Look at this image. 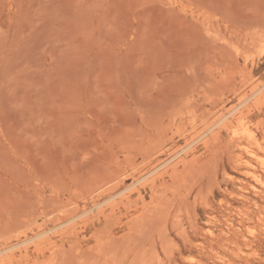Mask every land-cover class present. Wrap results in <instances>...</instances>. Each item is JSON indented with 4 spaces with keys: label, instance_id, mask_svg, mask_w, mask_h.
Instances as JSON below:
<instances>
[{
    "label": "rangeland",
    "instance_id": "obj_1",
    "mask_svg": "<svg viewBox=\"0 0 264 264\" xmlns=\"http://www.w3.org/2000/svg\"><path fill=\"white\" fill-rule=\"evenodd\" d=\"M262 83L264 0H0V264H264Z\"/></svg>",
    "mask_w": 264,
    "mask_h": 264
},
{
    "label": "bare ground",
    "instance_id": "obj_2",
    "mask_svg": "<svg viewBox=\"0 0 264 264\" xmlns=\"http://www.w3.org/2000/svg\"><path fill=\"white\" fill-rule=\"evenodd\" d=\"M243 82H245V81H243ZM244 84H245V83H244ZM253 84H254V83H253ZM263 84H264V83H262V85H263ZM245 86H246V85H245ZM255 86H256V85H255ZM263 86H264V85H263ZM252 87L255 88L254 85H252ZM239 88H242V87H239ZM253 88H252V91L255 90L254 94H255L256 92H257V93L260 92V91H258V89H259L258 87H257L258 89L255 88L254 90H253ZM263 88H264V87H263ZM256 90H257V91H256ZM260 90H261V89H260ZM237 92H238V91H237ZM231 93H232V92H231ZM261 93H263V92L261 91L260 94H261ZM242 94H243V93H242ZM263 94H264V93H263ZM263 94H261V95H263ZM240 95H241V94H240ZM250 95H251V94H250ZM248 97H249V96H248ZM252 97H253V96H252ZM245 98H246V97H245ZM245 98H244V99H245ZM255 98H256V97H255ZM244 99H243L242 102H240L239 106H243V105L246 103V100H247V99H246L245 101H244ZM258 99H259V98H258ZM263 99H264V98H263ZM253 100H254V99H253ZM259 100H262V99L260 98ZM248 101H249V100H248ZM254 101L256 102L257 99L254 100ZM263 101H264V100H263ZM238 103H239V102H238ZM260 103H262V101H259V104H260ZM256 104H258V103L256 102ZM263 104H264V103H263ZM235 105H236V104H235ZM232 107H233V106H232ZM234 107H235V106H234ZM236 107H237V105H236ZM244 107H245V106H244ZM256 107H257V106H256ZM262 107H263V106H262ZM262 107H261V108H262ZM261 108H260V109H261ZM257 109H258V108H257ZM236 110H237V108H234L233 110H230V111L227 110V111H229L228 114L231 115V114H232L234 111H236ZM227 111H226V112H227ZM240 111H241V110H240ZM249 111H250V110H249ZM258 111H259V110H258ZM237 112H238V111H237ZM251 112H252V111H251ZM180 113H181V112H180ZM192 113H193V112H192ZM243 113H244V112H243ZM246 114H247V113H245V115H246ZM191 115H192V114H191ZM248 115H249V114H248ZM248 115H246V116H248ZM193 116H195V115L193 114ZM195 117H196V116H195ZM200 117H201V116H200ZM220 117H222V116H220ZM238 117H239V116H238ZM243 117H244V116H243ZM182 118H183V116H182ZM182 118H181V119H182ZM232 118H234V116H233ZM196 119L198 120L199 118L197 117ZM206 119H207V118H206ZM208 119H209V118H208ZM215 119H216V118H214V120H215ZM217 119H218V118H217ZM219 119H220L222 122H224V123H225L226 120H228V119H227V115L223 116L222 119H221V118H219ZM240 120H241V119H240ZM240 120H239V121H240ZM248 120H249V119H248ZM248 120H247V121H248ZM231 121H232V120H231ZM236 121H237V120H236ZM242 121H244V120H242ZM203 122H204V121H203ZM226 122H228V121H226ZM216 123H217V121H216ZM240 123H241V122L237 123L238 126H239ZM246 123H247V122H246ZM256 123H257V122H256ZM258 123H259V121H258ZM173 124H174V123H173ZM183 124H184V123H183ZM189 124H190V123H189ZM202 124H203V123H202ZM220 124H221V123H220ZM225 124H226V123H225ZM241 124H242V123H241ZM243 124H244V122H243ZM243 124H242V125H243ZM174 125H175V124H174ZM174 125H173V126H174ZM195 125H197V124H195ZM195 125H194V126H195ZM209 125H211V123H209ZM209 125H208V126H209ZM218 125H219V124H218ZM221 125L223 126V124H221ZM232 125H233V124H232ZM247 126H248V125H247ZM201 127H202V126H201ZM220 127H221V126H220ZM241 127H242V126H241ZM241 127H240V128H241ZM205 128H206V127H205ZM205 128L203 129L204 131H206ZM222 128H224V127H222ZM236 128L239 129V127H236ZM207 129H208V127H207ZM233 129H235V127H234ZM203 130L200 129L199 131L202 133ZM235 130H236V129H235ZM241 130H242V128H241ZM219 131H221V130H218V134H220ZM232 131H233V130H232ZM173 133H174V132H173ZM197 133H199V132H197ZM174 134H175V133H174ZM199 135H200V133H199ZM199 135H197V137H198ZM204 135H205V134H204ZM211 135H212V134H211ZM213 135H214V133H213ZM213 135H212V136H213ZM216 135H217V134H216ZM234 135H235V137H238V135H239V134H238V130L234 131ZM247 135H248L249 137H252L250 133H247ZM255 135H256V134H255ZM212 136H211V137H212ZM235 137H234V138H235ZM195 138H196V137H195ZM232 139H233V138H232ZM213 140H214V139H213ZM213 140H212V141H213ZM257 140H258V139H257ZM187 143H188V142H187ZM207 144H208V143H207ZM258 144H259V143H258ZM259 145L261 146V144H259ZM194 147H196V146H194ZM207 148H208V146H207ZM180 149H181V148H180ZM181 153H182V152H181ZM249 153H250L251 156H253V157H255V158H258L259 155H260V153H261V151H255V149L252 148L251 150H249ZM212 154H213V153H212ZM177 155H178V154H177ZM177 155H176V156H177ZM175 158H176V157H175ZM193 159H194V157H193ZM174 160H175V159H174ZM174 160H173V161H174ZM244 161H245V160H244ZM179 164H181V163H179ZM200 164H201V163H199V165H200ZM164 165H165V163H164ZM185 165H186V164H185ZM173 166H174V165H173ZM191 166H192V165H191ZM138 168H139V167H138ZM138 168H137V169H138ZM166 170H167V169H166ZM145 171H146V170H145ZM158 171H159V170H158ZM180 171H181V170H180ZM134 172H135V171H134ZM171 172H172V171H171ZM247 172H248V171H247ZM151 173H152V172H151ZM153 173H154V171H153ZM185 173H186V172H185ZM195 173H196V172H195ZM118 174H120V173H118ZM142 174H143V173H142ZM142 174H141V175H142ZM200 174H201V173H200ZM258 174H260V173H258ZM149 175H151V174H149ZM149 175H148V176H149ZM152 175H153V174H152ZM152 175H151V176H152ZM157 175H158V174H157ZM112 176H113V175H112ZM184 176H185V175H184ZM155 177H156V176H155ZM155 177H154V178H155ZM253 177H254V179H255V181H256L257 183H259L260 185H262V186L264 187V182H263V180L260 178L261 176L259 177V176H257V175L255 174V175H253ZM198 178H199V176H198ZM170 179H171V178H170ZM175 179H176V178H175ZM135 180H136V179H135ZM141 181H142V180H141ZM174 181H175V180H174ZM120 182H121V181H120ZM143 182H144V181H143ZM134 183H135V182H134ZM136 183H138V182H136ZM155 183H156V182H155ZM197 183H198V182H197ZM160 184H161V183H160ZM176 184H178V183H176ZM144 185H145V184H144ZM139 186H140V185H139ZM183 186H184V184H183ZM128 187H129V186H128ZM238 187H240V186H238ZM251 187H252V186H251ZM211 188H212V187H211ZM129 189H130V188H129ZM253 189H254V188H253ZM100 190H101V188H100ZM243 190H244V189H243ZM130 191H131V190H130ZM154 191H155V190H154ZM106 192H107V190H106ZM248 192H249V190H248ZM99 195H100V194H99ZM111 197H112V198H115V197H113V196H111ZM123 197H125V196H123ZM137 197H138V196H137ZM82 198H83V197H82ZM110 200H111V199H110ZM110 200H109L108 202H111ZM86 201H87V200H86ZM150 201H151V200H150ZM129 202H130V199H129ZM254 202H255V201H254ZM116 204H117V203H116ZM124 204H125V203H124ZM134 204H136V203H134ZM142 204H143V203H142ZM154 204H155V203H154ZM200 204H201V203H200ZM256 204H257V203H256ZM230 205H231V204H230ZM257 205H258V204H257ZM257 205H256V207H257ZM111 206H112V204H111ZM142 206H143V205H142ZM99 207H100V206H99ZM128 208H129V207H128ZM134 208H135V207H134ZM124 209H125V208H124ZM168 209H169V208H168ZM125 210H126V209H125ZM129 210H130V209H129ZM159 210H160V209H159ZM239 210H241V208H240ZM145 211H146V210H145ZM147 211H148V210H147ZM85 212H86V211H85ZM85 212H83V213H85ZM140 212H142V211L140 210ZM140 212H139V215H141ZM156 212H157V211H156ZM166 212H167V211H166ZM234 212H235V211H234ZM142 213H143V212H142ZM154 213H155V212H154ZM99 214H100V213H99ZM120 214H121V213H120ZM137 214H138V213H137ZM206 214H207V213H206ZM67 215H68V214H67ZM144 215H145V214H144ZM64 216H65V215H64ZM119 216H120V215H119ZM178 216H179V215H178ZM215 216H216V214H215ZM238 216H239V215H238ZM144 217H145V216H144ZM160 217H161V216H160ZM212 217H213V216H212ZM59 218H60V217H59ZM59 218H58V219H59ZM75 218H76V217H75ZM178 218H179V217H178ZM86 219L88 220V218H86ZM213 219L217 220L216 218H213ZM82 220H83V219H82ZM87 220H86V221H87ZM111 220H112V219H110V221H111ZM187 220H188V219H187ZM208 220H209V219H208ZM105 221H106V220H105ZM144 221H145V220H144ZM154 221H155V220H154ZM132 222H133V221H132ZM165 222H166V221H165ZM191 222H192V221H191ZM208 222H209V221H208ZM219 222H220V221H219ZM163 223H164V222H163ZM163 223H162V224H163ZM192 223H193V222H192ZM85 224H87V223L84 222V225H85ZM157 224H158V223H157ZM165 224H166V223H165ZM173 224H174V223H173ZM210 224H211V223H210ZM212 224H213V223H212ZM230 224H232V223H230ZM94 225H95V224H94ZM64 226H65V225H64ZM70 226H71V225H70ZM85 226H87V225H85ZM113 226H114V224H113ZM150 226H151V225H150ZM154 227H155V226H154ZM84 228H85V227H84ZM174 228H176V226H175ZM232 228H233V227L229 226V229H228V230L230 231ZM153 229H154V228H153ZM208 229H209V228H208ZM248 229H249V227H248ZM250 229H251V228H250ZM50 230H51V229H50ZM146 230H147V229H146ZM149 230H150V229H149ZM63 231H64V230H63ZM137 231H138V230H137ZM179 231H180V230H179ZM184 231H185V230H184ZM207 231L211 232L210 229L207 230ZM249 231H250V230H249ZM251 231H252V230H251ZM253 231H255V230L253 229ZM153 232H154V231H153ZM43 233H44V232H43ZM43 233H42V234H43ZM103 233H104V232H103ZM158 233H159V232H158ZM211 233H212V232H211ZM225 233H226V232H225ZM249 233H250V232H249ZM253 233H254V232H253ZM147 234H148V233H147ZM39 235H40V234H39ZM162 235H163V234H162ZM177 235H178V234H177ZM180 236H181V235H180ZM185 236L187 237V235H185ZM31 237H32V236H31ZM31 237H30V238H31ZM102 237H103V236H102ZM163 237H165V236H163ZM30 238H29V239H30ZM100 238H101V237H100ZM108 238H110V237H108ZM158 238H159V237H158ZM181 238H182V237H181ZM43 239H44V238H43ZM164 239H165V238H164ZM168 239H169V237H168ZM97 240H99V239H97ZM160 240H161V238H160ZM165 240H166V239H165ZM185 240H186V239H185ZM4 241H5V240H4ZM9 241H10V239H9ZM169 241H170V240H169ZM169 241H168V242H169ZM171 241H172V240H171ZM41 242H42V241H41ZM21 243H22V241H21ZM163 243H164V242H163ZM22 244H23V243H22ZM40 244H41V243H40ZM151 244H152V243H151ZM174 244H175V243H174ZM14 245H15V244H13V247H14ZM34 245H35V244H34ZM79 245H80V244H79ZM172 245H173V243H172ZM172 245H171V246H172ZM9 246H10V245H9ZM162 246H163V245H162ZM169 246H170V245H169ZM15 247H16V245H15ZM15 247H14V248H15ZM18 247H19V246H18ZM143 247H144V246H143ZM150 247H152V246H150ZM174 247H175V246H174ZM19 248H20V247H19ZM153 248H154V247H153ZM8 249H10V248H8ZM16 249H17V248H16ZM46 249H47V248H46ZM112 249H113V248H112ZM162 249H163V248H162ZM167 250H168V249H167ZM170 250H171V249H170ZM8 251H9V250H8ZM19 251H20V250H19ZM230 251H231V250H230ZM13 252H14V250H13ZM13 252H12V253H13ZM96 252H97V251H96ZM98 252H99V251H98ZM156 252H157V251H156ZM26 253H27V252H26ZM151 253H152V252H151ZM157 253H159V252H157ZM172 253H173V252H172ZM257 253H258V252H257ZM50 254H51V253H50ZM155 254H156V253H155ZM170 254H171V253H170ZM55 255H56V254H55ZM99 255H100V253H99ZM218 255H219V254H218ZM97 256H98V255H97ZM100 256H101V255H100ZM107 256H108V255H107ZM107 256H106V257H107ZM118 256H119V255H118ZM54 257H55V256H54ZM56 257H57V256H56ZM108 257H109V256H108ZM141 257H142V256H141ZM156 257H157V256H156ZM167 257H168V256H167ZM139 258H140V257H139ZM145 258H146V257H145ZM147 258H148V257H147ZM158 258H159V257H158ZM189 258H191V257H189ZM224 258H225V257H224ZM100 259H101V258H100ZM148 259H149V258H148ZM192 259L195 260V258H192ZM196 259H197V258H196ZM101 260H102V259H101ZM106 260H107V259H106ZM144 260H146V259H144ZM58 261H59V259H58ZM109 261H110V260H109ZM113 261H114V260H113ZM221 261H222V260H221ZM3 262H4V261H3ZM5 262H6V261H5ZM8 262H9V261H8ZM35 262H36V261H35ZM47 262H48V261H47ZM56 262H57V261H56ZM56 262H55V263H56ZM223 262H224V261H223ZM17 263H18V262H17ZM119 263H120V261H119ZM145 263H146V262H145ZM38 264H39V263H38ZM48 264H50V263H48ZM57 264H58V263H57Z\"/></svg>",
    "mask_w": 264,
    "mask_h": 264
}]
</instances>
